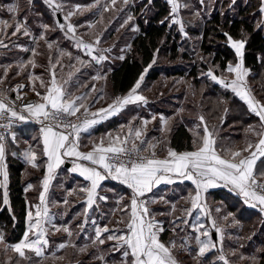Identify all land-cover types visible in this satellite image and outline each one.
<instances>
[{"label":"crops","instance_id":"1","mask_svg":"<svg viewBox=\"0 0 264 264\" xmlns=\"http://www.w3.org/2000/svg\"><path fill=\"white\" fill-rule=\"evenodd\" d=\"M162 1L167 3V0ZM43 3L47 9L52 11V8L49 7L48 4L45 2ZM178 3L187 4V7L179 9L178 15L174 17L182 21L183 31H181L180 25L172 24L170 20H168V23L170 26L176 28L180 34L179 43L189 41L202 42L203 28L207 21L211 20L218 13L225 17L237 16L242 10L247 12L246 10L249 9V6L253 8L251 9V16L257 11L255 17L256 24L264 26V14L260 12L261 0H236L234 5L231 4V0H203V3H201L200 0H178ZM76 4L75 7L77 6L81 10L90 8L87 3ZM167 5L170 9L171 5L168 3ZM12 6H17V11L15 13L8 11V8ZM105 7L106 6L103 4H96V6L90 8L91 11L94 10L93 16L95 19L97 15H100L101 18L104 16L102 11H105ZM18 8H20V6L16 0H13L11 3H8L7 0H0V20H7L13 26L17 20H26L25 17L21 18L20 15H18ZM107 10L110 11L113 10V8L107 7ZM57 14L61 15V24L67 25L70 23V18L66 20L64 18L65 14L62 11L54 13V15ZM38 16L39 15H37L35 19H38ZM87 16L88 13L83 14L79 18V21ZM13 17H15V19ZM26 22L28 21L26 20ZM34 23L35 22L33 21L31 22L32 25H34ZM39 23L42 24V22ZM197 29L201 31L199 33L198 30L199 34L193 32ZM3 31L6 32L7 35H0V40H2L7 47H0V80H3V83L0 84V89H3L6 97L9 93L18 92L25 88L36 95L33 91V86H35L36 91L44 94L46 88L41 87L40 80L35 79V77L42 79L47 86L50 83L51 70L54 67L58 85L63 86L66 93L70 94L73 98L83 97L85 108H82L80 112L86 111L84 113L90 115L88 120L94 119L97 121V123L89 127L87 131L80 132L79 151H92L93 146L99 144L101 140H103L104 146L108 147L110 144H113L114 137L119 136L123 139L125 136H128L130 130L134 131L145 128L144 134L139 140L143 141V146L146 150L155 151L158 154L159 159H164L168 156V149L176 151V149L171 146L170 138L174 127L178 123L183 124L191 134L192 145L193 140H197V144H199L198 137L204 135L203 124L206 123L209 130L214 134L216 140L215 148L222 158H229L225 150L241 149L246 147L249 142L255 143L258 140V137L253 134L252 131H249V126H253L257 131H260L259 118L251 112L246 101L240 99L230 87L226 88L213 80L211 81L216 83L222 89L230 92L235 99L227 100V105L224 106L222 110L223 115L221 113V117H219L218 113H215L216 111H219L218 107L210 106L206 109L207 111H205L204 107L201 106V103H203L201 99V101H195L193 94L188 97L189 90H193L194 87L192 85V80L184 76H179V80L183 81L185 91L183 90L182 93L180 92L183 94L182 97L179 94V100L181 101L179 103V109L171 115H165V112L163 111H158V113L149 108L151 103L148 98V90H144L143 93L141 92V88L144 86L141 82V86L137 92L147 98V103L137 102L135 104L125 105L119 112L111 115L100 112L101 109H107L111 112L112 110L109 106L114 105L117 98L127 96L133 88L132 87L123 95L113 94L110 75L113 72L115 65L124 61L130 49V45H126L127 47L121 48V50L124 49V51L120 52V50H118L117 47H119V44H117L118 40L116 38H119V36L115 35V33H111L107 37H104V35L99 37L100 42H112L113 45L104 49H110V51H104L102 53L107 59L97 63L88 54L83 53L81 47L78 51L73 52L68 46L56 45V36L53 39L46 37L47 42L53 44V47L49 49L45 40L40 39L42 33H31L29 36H24L22 34L13 36L11 35L13 31L12 27L5 28ZM68 36L65 38V41L67 42L75 44L77 43V40H79L71 34ZM227 44L229 46L228 41ZM74 47L76 48V46ZM25 49H27V51H25ZM33 50L36 52L35 56L33 55ZM96 50L97 52H94V55L100 54L102 49L100 48L98 51V48L96 47ZM231 51L234 54V50L231 49ZM62 53H71V56L62 55ZM199 53H202L200 47L197 52H189L191 58H196ZM120 56H123L124 59H119ZM234 57L236 61L231 63L233 65L237 63V57L235 55ZM77 60L83 62L80 63ZM29 61H34L36 66L33 67L28 63ZM152 65L154 64L152 63L151 66ZM244 67L248 70V74L244 77V90L249 92L254 101L263 104L256 98L252 91V86L249 83L251 70L247 68L245 64ZM149 70L150 67L143 73L145 80ZM209 71L210 70H208V72ZM5 72H7L6 76L4 75ZM217 76L222 77L229 82L234 79V74L228 72L223 76ZM94 77L100 78L94 79ZM18 85H24V87L17 90ZM37 98L39 99V103L43 102L40 97L37 96ZM79 103H81V101H77V104ZM142 108H145V110L142 111ZM93 113H97V115L94 116L92 115ZM228 114L230 117L234 116V118L232 121L226 123L225 120ZM153 116L156 117L155 120L152 119ZM178 116L179 118H176L174 123L168 122L173 117ZM201 116L204 118L203 121L200 120ZM249 116L253 117V119L252 121L246 122V118ZM161 117H163L164 120H167L166 125L163 123ZM144 120H148L150 123L144 126ZM80 126H82V124ZM237 126H240L241 128H237ZM39 129L38 126L28 125L14 133L16 137L15 141H13L12 136H10L4 143L6 149L5 162L9 173L7 187L8 196L10 186L8 158H13L19 160L24 166L21 178L27 207L28 205L34 206L40 203L39 196L43 191V180L48 176V159L43 154V138ZM109 134H111V136H109ZM135 139L134 135L129 136V140ZM149 145H154L155 147L150 149L148 147ZM113 146H120V143L117 141ZM29 148L36 153L37 159L35 162L38 165L37 167H32V165L23 158V153ZM194 150H196V148L193 145V150L190 151ZM183 152L185 151L178 153ZM13 153H15V155H13ZM244 155L247 156L248 153L245 152ZM73 161L86 166L96 167L97 170L103 172V169L100 168L99 165H91L89 161H80L75 157H66L65 162L54 170L49 184V190L46 194L49 215L52 217V223L56 227L61 228V231L57 232L54 228L48 226L47 239L49 243L45 246L43 257H36L34 253L26 251V256L31 257L30 260H26L20 258L14 250L8 247L15 243H9L6 240L4 230L0 225V232L4 235V243L0 244V264H9V262L10 264H17V262H19V264H120L123 259L122 253L126 249L121 248L119 251H116L114 246L119 243L117 240L106 239L104 244H99V242L96 241V229L107 227L110 230L107 233H103L100 237L101 239H105L109 235L120 236L127 234L128 230L126 225L130 221L132 190L118 181L106 179L100 183L99 188L96 190L97 196L95 203L89 208L87 206V192L81 191V189L89 188L91 182L80 176L78 172L74 173L71 171ZM262 161H264V157L257 160L256 171L264 170V164H262ZM217 183L219 186L209 187L207 191L202 194V204L206 203L210 215L205 216L202 212L196 210L192 212L191 216L187 215L186 218L188 220L191 218V220L199 222L201 219H206V222L204 223L205 225L201 222L204 227L217 231V228L220 229V227L216 222V228L212 227L214 219L212 218L208 207L209 203L217 202L230 205L229 203L236 202L239 204V207L244 206L250 210L249 212H251L250 215L246 213L242 216L239 214L238 210L233 212L231 211L232 207L228 206L230 215H234L235 213L234 218L239 220L240 223L247 221L249 216L255 217V219L260 218L262 223L264 222V213L260 211L259 206L253 208L250 204H245L244 197L239 194L238 191L230 190L232 187L231 185L225 187L223 186V182ZM28 185H32V187L28 188ZM3 191V189H0V199H2ZM195 192V185H193L191 181H184L183 183L177 181L173 184L162 183L154 187L151 193L146 194L145 197H141L140 199L143 198L150 201L148 204L150 213L155 216L156 221L162 223V217L165 218L168 214L166 213L165 208L161 206L163 203H168L170 200L177 209L182 207L183 210L180 211L184 213L185 209L191 208L189 199L190 195H195ZM99 197H106V199L101 200ZM161 197H163V200L160 199ZM65 200L68 201L67 204L64 203ZM152 200L158 202L151 203ZM5 208H7L9 214L13 213L11 208L0 203V209L3 210ZM121 209L125 210L122 211ZM161 213H163L162 216ZM158 216L160 217L158 218ZM120 221H123V223ZM64 227L70 228L72 232L71 236L63 231ZM232 231H234V229H231V234ZM163 234V232L160 233V240L165 243L166 241H163L161 238ZM213 234H216V239L213 238ZM221 236H225L222 231L212 233V238L214 240L213 243L216 244V248L214 249H218L217 247L219 246V243H222L221 241H223V238L221 240ZM61 244H64L65 247L61 248ZM263 246L262 248L260 247L261 252H259V254L261 255H264ZM85 247L87 248V251L81 252L80 249ZM214 249L207 252L205 256L214 251ZM60 252H66L68 259L71 258V253H75V259L63 262L60 259L61 257L57 256ZM101 256L103 259H98V257ZM257 262L258 264H263L262 262H264V258L257 260Z\"/></svg>","mask_w":264,"mask_h":264},{"label":"snow or ice","instance_id":"2","mask_svg":"<svg viewBox=\"0 0 264 264\" xmlns=\"http://www.w3.org/2000/svg\"><path fill=\"white\" fill-rule=\"evenodd\" d=\"M31 2V0H29ZM52 11L59 12L63 9L62 3L58 0H44ZM125 4L129 3V0H123ZM203 3V0H200ZM167 3L171 5L170 16L167 20H170L172 24L180 25L181 31H183V23L181 20L174 18L178 15L179 9L186 8L187 4L178 3V0H167ZM236 0H231V4L234 5ZM96 4H99V0H96ZM96 4L90 6L94 7ZM111 4L115 5L116 0H111ZM107 10V6L105 7ZM9 12L15 13L17 6L8 8ZM77 11H82L79 7ZM260 12L264 14V0H261ZM74 12H68L65 15V19H69ZM15 19V17H13ZM129 20L132 17L128 18ZM165 21H161L164 23ZM57 26L61 31H65V35L76 32V28L72 24H61L56 21ZM12 27L13 31L11 35L22 34L24 36L31 35L30 29L26 24V20H17L14 24L9 23L7 20H0V35H7L3 30L5 28ZM41 28L45 32L49 31L48 25H41ZM136 30V29H134ZM229 46L234 50V55L237 57V63L235 65L229 63L226 67V71L230 74H234V79L230 82L222 77H218L211 70L206 73L211 80L223 85L224 87H230L232 91L240 97V99L246 101L251 112L254 113L260 121V131H257L255 127L249 126V131H252L258 137L255 143L249 142L246 147L241 149H227V155L229 158H222L218 154L215 144L216 140L214 134L209 130L207 124H203L204 135L199 136V144L197 140H193V145L196 148L194 151H185L178 153L172 149H168V156L164 159L156 157L155 151H151L149 156H142L139 153L141 149L138 148L134 141H131V148H125L123 146H113L115 142H119L121 145L130 143L129 136H133L136 139H140L144 134L145 128L130 130L128 136L123 139L116 136L113 138V144L105 147L103 140L99 144L93 146L92 151L82 152L79 151V137L81 131H87L89 127L96 124V120L85 119L82 122V126H78L72 123L68 118L75 117L82 108H85L83 103V97L73 98L70 94L66 93L63 86L58 85L56 79V73L51 70V80L46 86L45 82L39 77L35 79L40 80V86L45 87V93L41 94L36 91L33 86V91L43 102L41 103H28L24 105L21 111L15 110L10 106V102H7V97L4 94L3 89H0V119H9V124L4 125L10 127L13 120L27 121L29 119H35L37 123L42 125L39 129L43 138V154L47 157V173L48 176L43 180V191L39 196V204L28 205L26 212V230L22 239L10 245L20 258L30 260V256H26V251L34 253L36 257H43L45 252V246L48 245L47 239L48 226H51L55 231H61V228L56 227L52 223V217L49 215V209L46 200V194L49 190V184L52 179V174L56 168L65 162L66 157H75L80 161H89L91 165H99L103 169V172L97 170L96 167L86 166L84 164L76 163L73 161L72 172H78L80 176L91 182V186L87 189H81V191L87 192V206L89 208L95 203L97 196L96 190L99 188L100 183L106 179L118 181L123 185H126L132 190V197L130 201V221L127 223V234L115 236L109 235L105 239H101L103 233H107L110 230L107 227L103 229H96V241L99 244H104L105 240H117L119 243L114 246L116 251L121 248L126 249L123 251L120 264H179L173 255L172 249L176 247L174 241L169 244H165L160 240V233L164 231L163 225L160 221L155 220V216L150 213L148 204L150 201L147 199H140L145 197L146 194L151 193L153 188L164 183L173 184L179 181H191L195 185V195L191 196L189 202L191 204L190 209L184 211L188 216L192 215L193 211L199 210L205 216L210 215L207 210L206 203L202 204L203 192L207 191L209 187L219 186L217 182H223V186L228 187L231 185V191H238L244 197V203L250 204L251 207H260V211L264 213V170L256 171V162L261 157H264V104L254 101L248 91L244 90V77L248 74V70L244 67L245 48L247 44L246 39H234L230 34L224 33ZM41 40H45L49 49L53 47L52 43H48L46 37L42 34ZM100 43L99 37L96 38L94 43H84L82 39L77 40L76 47H83L87 50V54L92 57L97 63L107 59L102 53L104 51H110V49L101 50V53L94 55L95 45ZM0 47H7L0 40ZM27 51V49H25ZM33 55L36 52L33 50ZM62 55L71 56V53H62ZM79 59V58H77ZM119 59L123 60L124 57L120 56ZM82 62V61H81ZM155 58L152 63L154 64ZM33 67H35L34 61H29ZM151 67V64L149 65ZM147 71V69H145ZM7 75V72L4 73ZM100 77H94L99 79ZM31 79V77H30ZM144 75L139 77L137 83L130 90L129 94L123 98H117L114 105H110L112 110L109 112L107 109H101L100 112H104L108 115L119 112L125 105L135 104L137 102L147 103V98L137 92L140 88V82L143 81ZM3 80H0V84ZM24 85H18L17 90L23 88ZM21 97L17 95V99ZM77 101L81 103L77 104ZM227 111V110H225ZM92 115H97L93 113ZM156 119L155 116L152 117ZM163 123L166 125L167 120L161 117ZM200 120L204 118L201 116ZM150 121L144 120L143 125L146 126ZM63 129V130H61ZM71 129V131H67ZM111 136V134H109ZM71 137V139H70ZM12 139L15 141V134H12ZM4 137L0 136V189H3L2 199L0 203L10 208L9 196L7 192L9 173L7 170L6 149L4 144ZM143 143V141H142ZM150 149L154 148V145L148 146ZM248 155L245 156L244 153ZM113 154L109 156L108 154ZM15 155V153H13ZM121 155L126 159H120ZM23 158L32 165L37 167L36 153L29 148L23 153ZM112 160L119 161L118 163L110 162ZM264 164V161H262ZM32 185H28L31 188ZM104 200L106 197H99ZM163 200V197L160 198ZM158 201L152 200L151 203ZM166 202V201H165ZM68 203L67 200L64 201ZM2 210V209H0ZM124 211L125 209H121ZM173 212L176 210L175 206L172 208ZM220 211V209H216ZM163 215V213H161ZM13 224L16 222L15 214L11 213ZM182 223L187 224V219L183 217H177ZM227 219V217H225ZM123 223V221H120ZM175 224V221H173ZM178 226V225H177ZM82 227V226H81ZM193 229L200 233L196 236L197 244L199 245L197 259L204 257L211 249L216 248V244L213 243L209 232H201L204 225L197 224L191 225ZM212 227L216 228L215 221L212 222ZM174 230V229H173ZM63 231L72 235L70 228L64 227ZM217 231H222L217 228ZM201 236L207 237V239H201ZM221 236V240H222ZM4 243V235L0 232V244ZM95 243V241H94ZM61 248L65 247L64 244L60 245ZM183 247V245L181 246ZM222 250V249H221ZM81 252L87 251V248L80 249ZM235 254V253H233ZM242 259L244 257H241ZM103 259V257H98ZM220 260L224 261V264H229L226 257L220 256ZM253 264H256V258H250ZM10 264V262H9ZM19 264V262H17Z\"/></svg>","mask_w":264,"mask_h":264},{"label":"trees","instance_id":"3","mask_svg":"<svg viewBox=\"0 0 264 264\" xmlns=\"http://www.w3.org/2000/svg\"><path fill=\"white\" fill-rule=\"evenodd\" d=\"M31 2L32 5H29V0H25L22 4L19 2V6L23 9L22 17H26L29 24L34 20H40L42 24L48 26L55 25L56 28L58 27L56 24V21H59L57 15H54L52 11L47 9L43 2L40 0H31ZM144 6L145 3L136 8L138 9L137 14H139L137 22L139 24V32L134 35L127 44L130 45V49L124 61L115 65L110 75L113 94L123 95L127 93L139 80V77L145 72V69L149 68L154 58L155 61H157L161 57H166L170 62L177 63L179 61L178 71H175L177 70L175 69L174 73L168 74L164 70L167 66H155L157 64V62H155L154 65L150 67L146 82H155L163 72H165L163 73L165 77H187L192 80L194 97L199 96L204 100H202L204 103V110L207 111L206 109L210 106L218 107L219 111L215 113H218L219 117H221V113L223 115L222 110L224 106L227 105V100L235 99L230 92L222 89L205 75L208 72V67L203 59L208 56L211 62L210 66H217V70L215 71L216 75H220L218 71L223 72L229 63H234L236 61L231 48L227 44V39L224 36V33H228L234 39L247 40L244 64L251 70L249 83L252 86V91L256 98L264 104V26L256 24L255 17L257 11L254 10L255 12L251 16V9L253 8L249 6V9L246 10L247 12L242 10L237 16L225 17L218 13L211 20L207 21L203 28V40L200 44V50L204 57L199 61L196 58H191L186 48H182L181 50L183 43H178L180 34L176 32L173 27L169 26L168 20L166 19L170 14L167 3L162 0H152L148 15H146L147 11H149L147 10V6H145V12H141ZM27 15H29V17H27ZM37 15H39L37 17L38 19H35ZM161 21L165 22L161 23ZM198 30L199 29L193 32L198 33ZM200 32L199 30V33ZM40 33L41 32L37 30L36 34ZM57 33H60L59 30H56V33L49 36V38L53 39L55 36L57 37ZM60 45L68 46L66 43ZM70 50L73 51V49ZM183 62L186 64H181ZM166 70L168 71L169 69ZM201 87L204 89L200 90ZM233 118L234 116L230 117L228 114L225 120L226 123L232 121ZM252 119L253 117L249 116L246 118V122L252 121ZM215 120L218 121L217 119ZM237 128L241 127L237 126ZM170 142L171 146L176 149L177 152L193 150L192 136L183 124H176L171 133ZM8 165L10 171V208L15 214L16 222L13 224L11 214H9L7 208H5L0 211V225L4 230L6 240L9 243H17L22 239L26 229L27 202L24 197L21 178L24 166L19 160L13 158H8ZM229 204L228 206L232 207L231 211L233 212L238 210L239 214L242 216L246 213L249 215L251 214V212H249L250 210L244 206L239 207V204L236 202ZM254 219L255 217L249 216L247 221H243L242 223L250 224ZM246 229H244L243 232H247ZM263 232L264 222L259 227L258 234L254 236V238H258V241L255 242V238L252 241H248V246L241 248V253L245 255L244 261L235 262H240V264H251V257H255L256 260L264 258L263 254L261 255L258 251L256 252L253 245V243L257 246L264 245V238L259 236V234ZM168 236L169 232L166 231L161 238L163 241H167L169 239ZM250 247L252 249H250ZM66 254V252H60L57 256L61 257L60 259L63 262L75 259V253H71L70 259H68V255L66 256ZM181 254L182 253H179V256H181ZM216 255L217 250L210 252L201 259L199 264H222L218 262V260L213 261ZM187 257L188 256H184L183 260L187 259ZM262 263L264 264V262ZM187 264L191 263L187 262Z\"/></svg>","mask_w":264,"mask_h":264},{"label":"rangeland","instance_id":"4","mask_svg":"<svg viewBox=\"0 0 264 264\" xmlns=\"http://www.w3.org/2000/svg\"><path fill=\"white\" fill-rule=\"evenodd\" d=\"M12 1L13 0H7L8 3L9 2L11 3ZM16 1H18V3L20 2L21 4L23 2H25V0H16ZM40 1L44 2V0H40ZM146 1H147V3H146ZM151 1L152 0H129V3L125 4L123 2V0H116V4L112 5L111 0H99V4H97V5L103 4L107 7L113 8V10H110V11H108V10L104 11L103 10L102 12H103L104 16H102V18H101L100 15L99 16L97 15V17L95 19L93 16L94 10L91 11V9H90L91 7L89 9H82V11H77L78 7L77 6L75 7V5H77L76 3H81V4L87 3L89 6H91L92 4H96V0H58V2L62 3V5H63V9L61 11L65 15L68 12H74L75 13L74 15H72L70 17V20H71L70 23L75 26L76 32L74 35L69 32L68 35L71 34L74 37H77L78 39H83V41L85 43H94V41L96 40L95 38H97V37H100L103 35H104V37L105 36L107 37L109 34L115 33V35L119 36V38L117 37L116 39L119 41V42L117 41V44H119V47H117V48H118V50H120V52L124 51V49L121 50V48L127 47L128 46L127 44L130 42V40L133 38V36L139 32L138 31L139 30V27H138L139 24L137 23L138 19H139L138 18L139 14H137V18L135 19L132 11L134 10V8H137V6L144 4V3H145V6H147V10H149V6L151 4ZM30 4L32 5V2H29V5ZM145 6L143 7V9H141V12H145L144 11ZM18 9H19L18 15H20V17L23 18L22 17L23 9L21 7ZM137 11H138V9H137ZM149 12H150V10L147 11L146 15H148ZM86 13H88V16L85 18H82L79 21V18L83 14H86ZM27 17H29V15H27ZM129 17H132V19L129 20L128 19ZM26 20H28V19H26ZM33 22H35L34 25L29 24V22H26L31 33L35 34V33H37V30H39L45 37H49V36L55 34L56 30H59L60 33L59 34L57 33L58 36L55 39L56 45L60 46V44L66 43L68 45V47H70L69 49H73V52L78 51L79 48L74 47L76 43L75 44L72 42L67 43V41H65V38L68 35H65V31L64 32L61 31L59 29V27L56 28L55 25H53V26L51 25V26H49L50 30L45 32V30L40 27L41 25H43V24L39 23L40 20H36V21L34 20ZM61 23H62V21H61ZM134 29H136V30H134ZM174 29L176 32H178L176 28H174ZM200 44H201L200 41H198V42H195V41L185 42L181 46V50H182V48H186L187 51L190 53L194 52V51L197 52L199 50ZM111 45H113L112 42H108V43L100 42L98 45H95V52H97L96 47L98 48V51H99L100 48L102 50H104L106 47H110ZM81 48H82L81 49L82 52L87 54V50L84 49L83 47H81ZM202 57H204V56H202V53H199L197 55L196 59L201 61ZM203 61L207 65L208 70L214 71L213 73H215V71L217 70V66H213V65L210 66V64H211L210 58L208 56L204 57ZM78 62L81 63V61H78ZM156 62H157V64L155 66H167L164 68V70L168 74L174 73V70L177 69L179 66V61L177 63L170 62L167 60L166 57H161ZM181 64H186V63L183 62ZM168 67H171V68H168ZM166 69H169V70L167 71ZM175 71H178V69ZM218 72H220V75L223 76L227 71L224 70L223 72L222 71H218ZM163 73H165V72H163ZM163 73L160 75L158 80H156L155 82H146V80L143 79V81H141V83H143L144 86L141 88V90H142L141 92L143 93L144 90H148V98H149L150 103H151L149 108L153 109V111H156V112L163 111V112H165V115H171L179 109V103L181 102L179 100V94L182 97L183 94H181V93L183 92V90L185 91V87H183L185 85H184L182 80H179V76H175V77L169 76V78H166ZM201 89H204V88L201 87L200 90ZM23 90H27V89L25 88ZM180 90H182V91H180ZM193 91H194V88H193V90L192 89L189 90L188 97H190L191 94H193ZM29 92H31V91H29ZM194 99H195V101L203 100L199 96L198 97L195 96ZM201 106L204 107V103H201ZM143 110H145V108H142V111ZM84 112H86V111H81L78 113H84ZM176 118H179V116L173 117L168 122L174 123ZM135 140H139V139H135ZM135 140H129V141H135ZM143 149H144L143 151H145V152H151V150H146L144 148V146H143ZM156 156L158 158L157 153H156ZM170 198H172V197H170ZM170 202L171 201L169 200L168 203H163L161 205V206H163V208H165L166 213H168L167 216H165V218L162 217L163 219L161 220L162 224H163V228H164L163 233L166 231L169 232V236H168L169 239L165 243L167 245L172 241L175 242L176 247L172 249V252H173V255H175V257L179 261V264H187V262H190L191 264H199L202 257L197 259L199 245L197 244L196 236L200 235V233H197L193 229V227H191V225L201 224V222L204 224L206 222V219L205 220L201 219L199 222L195 221V220H191V218L188 220L186 218L187 213L186 212L183 213L182 211H180V210H183L182 207H180L178 209H177V207H175L176 210L173 212L172 208L175 205L172 202L171 203ZM208 207L210 209L212 218L214 219V221L216 223H218L220 229L222 230L223 234L225 235V236H223V241H221L222 243H219V246L217 247L218 249H214V251L217 250V255L213 258V261L218 260V262H221L222 264H224V261H222V260L220 261L219 257L221 256L222 252H225L227 254L226 259L229 262V264H237V262H235V261L243 262L245 259V255H243L241 253V250H242L241 248L248 246V241H252L256 238V237L254 238V236H256L258 234L257 233L258 229L262 224L261 219L256 218V219L252 220L250 224H243V223H240L239 220H236L234 218L235 213H234V215H230V213H229L230 210L228 209V205H226V204L211 202V203H209ZM216 209H220V211H216ZM159 217L160 216H158V218ZM177 217H183V218L187 219L188 223L187 224L182 223L181 220L177 219ZM225 217H227V219H225ZM173 221H175V224L173 223ZM231 229H234V231H232V234L230 233ZM244 229H246L247 232H243ZM204 231L209 232L211 235L212 241H214L212 238V233L213 232L217 233V231L216 230H210V229L205 228V227L201 229V232H204ZM235 232H237V233L234 234ZM259 236L264 238V232L260 233ZM201 239L202 240L207 239V237L201 236ZM217 239H218V237H217ZM257 239L258 238L255 239V242L258 241ZM182 245H183V247H181ZM253 245L255 247V250L257 248H260V247L262 248V246H257V245H255V243H253ZM261 248L257 249L258 252H261ZM250 249H252V248L250 247ZM257 250H256V252H257ZM179 253H182L181 256H179ZM233 253H235V254H233ZM183 255L188 256L187 259L183 260V258H184ZM241 257H244V258L242 259ZM240 262H239V264H240ZM251 264H253V261ZM256 264H258L257 260H256Z\"/></svg>","mask_w":264,"mask_h":264},{"label":"built area","instance_id":"5","mask_svg":"<svg viewBox=\"0 0 264 264\" xmlns=\"http://www.w3.org/2000/svg\"><path fill=\"white\" fill-rule=\"evenodd\" d=\"M134 18H137V9L134 8V10L132 11ZM17 95H19L21 98L17 99ZM7 102H10V106L14 107L15 110H17L18 112L21 111L24 108L25 104L28 103H39V99L37 98V96L33 93V92H29L27 90H20L18 92H12L9 93L7 96ZM90 115L87 113H77V115L75 117H69L68 119L72 122L77 124L78 126H80L82 124V122L85 119H89ZM9 124V119L5 118V119H0V136L4 137V143L7 141V139L12 136L13 133H15L16 131L28 126V125H35L38 126L39 128L42 126L39 123H37L35 121V119H29L27 121H16L13 120L11 122V126L10 127H5L4 125H8ZM63 130V129H61ZM67 131H71V129H68ZM136 146L138 148L141 149V152L139 153L142 156H149L151 152H145L143 151V143L140 140H135L134 141ZM120 146H123L125 148H131V141L128 144H123ZM110 157L113 156V154H108ZM157 157V156H156ZM120 159H126V157H124L123 155H121ZM110 162L113 163H118L119 161L116 160H112ZM143 199V198H142ZM221 256L227 257V254L225 252H222ZM74 264V263H72Z\"/></svg>","mask_w":264,"mask_h":264},{"label":"water","instance_id":"6","mask_svg":"<svg viewBox=\"0 0 264 264\" xmlns=\"http://www.w3.org/2000/svg\"><path fill=\"white\" fill-rule=\"evenodd\" d=\"M57 17H58V19H59V22H61V21H62V20H61V15H60V14H57ZM213 238L216 239V234H213Z\"/></svg>","mask_w":264,"mask_h":264}]
</instances>
